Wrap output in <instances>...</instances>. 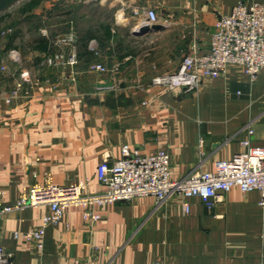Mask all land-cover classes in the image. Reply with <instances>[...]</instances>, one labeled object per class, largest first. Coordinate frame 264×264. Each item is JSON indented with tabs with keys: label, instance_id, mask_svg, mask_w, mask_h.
I'll return each instance as SVG.
<instances>
[{
	"label": "crops",
	"instance_id": "1",
	"mask_svg": "<svg viewBox=\"0 0 264 264\" xmlns=\"http://www.w3.org/2000/svg\"><path fill=\"white\" fill-rule=\"evenodd\" d=\"M240 1L48 0L56 17L63 6L70 13L81 5L113 15L86 30L99 53L79 49L75 79L69 68L36 66L33 72L53 83L11 99L5 93L16 76L0 77V199L14 203L34 184L48 182L103 191L98 166L106 156L121 158L124 144L144 155L169 153L175 179L195 169L214 170L219 160L244 150V140L264 149V69L250 81L232 65L192 90L153 83L177 70L193 49L207 52L218 17ZM141 8H154L169 25L139 31L147 26L135 14ZM7 47H0V60ZM95 62L110 70H91ZM23 67V73L32 71ZM260 198L258 190L244 193L236 186L220 192L211 207L190 197L186 212L179 196L160 208L154 196H140L96 204L97 220L73 205L48 226L42 222L48 206H29L0 220V244L13 253L14 264H264ZM35 229L43 231L41 248L23 237Z\"/></svg>",
	"mask_w": 264,
	"mask_h": 264
},
{
	"label": "built area",
	"instance_id": "2",
	"mask_svg": "<svg viewBox=\"0 0 264 264\" xmlns=\"http://www.w3.org/2000/svg\"><path fill=\"white\" fill-rule=\"evenodd\" d=\"M135 14L143 15L142 23L147 26L169 25V19L161 17L154 8H141L136 10ZM5 31L10 34L14 32L11 28ZM54 43L58 48L51 53L53 60H49V63L60 68H69L72 79H75V66L80 60L78 36L71 32ZM87 48L96 55L99 53L96 39H91ZM193 51L183 57L177 70L157 75L153 83L192 90L199 87L206 78L226 74L232 65L240 67L250 81L256 80L264 69V2L241 0L230 14L218 17L208 51ZM11 55L17 60L15 57L18 53L14 47L7 49L6 62L7 56ZM6 62L0 64V70L7 76L11 73V67ZM90 69L100 72L110 70L101 62L91 63ZM15 85L14 89L7 90L6 95H3L11 99L29 97L28 94L19 93L18 90L21 91L23 87L21 82H16ZM243 146L245 149L234 158L219 160L214 170L195 169L175 179L172 177L169 153L159 151L156 154L144 155L138 148L124 144L121 158L111 161L106 156L98 166L99 180L105 186L103 191L85 192V183L34 184L14 203L5 204L0 199V220L7 213L42 204L49 208L42 218L44 226L59 223L66 209L73 205L84 206L85 217L97 220L100 215L93 211L96 204L103 205L149 195L155 197L158 208L165 205L170 198L179 196L183 199L184 210L189 212L190 197L199 196L211 207L219 198L220 192L236 186L244 193L258 190L261 194L260 205L264 210V149L251 146L249 140H244ZM16 236L19 234L16 233ZM23 237L34 242L37 247H43L42 230L25 232ZM0 264H14L13 253L1 244ZM154 264L164 263L156 261Z\"/></svg>",
	"mask_w": 264,
	"mask_h": 264
},
{
	"label": "rangeland",
	"instance_id": "3",
	"mask_svg": "<svg viewBox=\"0 0 264 264\" xmlns=\"http://www.w3.org/2000/svg\"><path fill=\"white\" fill-rule=\"evenodd\" d=\"M47 1L48 0H0L1 3H5L8 6L0 8V18L3 17L0 22V47L6 48L7 43L11 41V48L14 47L18 53V56L15 57L17 60L13 59V55L7 56V62L11 67L10 74L13 73L14 76H16L12 88L8 89L9 91L14 89L16 82H21L23 87L21 91L17 90L19 93L22 92V94H28L30 96L34 86L38 87L42 83L52 84L53 82L50 76H37L38 73L33 71H36L34 70L36 66L43 65L52 67L49 60H53L52 52L58 48V45L54 42L62 40L65 35L71 32L75 33L81 42L82 38L85 36L86 30L89 31L90 29L99 28L113 15L112 11L103 9L100 6L85 7L81 5V7L75 10L72 9L70 13L67 11L69 8L63 6L64 8L61 7L62 11L60 16L57 15L58 17H56V8L47 7ZM10 28L18 31L13 39H9L10 33L5 31V29ZM43 37L49 42V48H51V50L47 49V51H44L45 53L39 52V49L33 48V46L37 44L35 42ZM0 51L4 53V50L1 48ZM5 58L6 57L3 56V59L0 60V64H5ZM24 65H26L28 69L32 67V71L23 73V71H25ZM16 67L20 68L19 71L16 70ZM0 77L1 79L7 78L1 70ZM26 79L29 80L26 81Z\"/></svg>",
	"mask_w": 264,
	"mask_h": 264
},
{
	"label": "trees",
	"instance_id": "4",
	"mask_svg": "<svg viewBox=\"0 0 264 264\" xmlns=\"http://www.w3.org/2000/svg\"><path fill=\"white\" fill-rule=\"evenodd\" d=\"M0 4H1L0 7H3V3L0 2ZM4 5H5V3H4ZM2 19H3V17L0 18V22L2 21ZM17 33H18V31L13 32L11 39H13V37H15V35H17ZM91 34H92V32H91ZM91 34L89 32V33H87V36L91 35ZM35 43H37V44L34 45L33 48H36V49H39V50H42V51H47V49H49V50L51 49V48H49V42L44 37L43 38H39ZM87 44H88V39L83 37L81 42H80V48H81L83 54L84 53L87 54V53L90 52V51L87 50L88 49L87 48ZM9 45H11V41H10ZM7 48H9V47H7Z\"/></svg>",
	"mask_w": 264,
	"mask_h": 264
},
{
	"label": "water",
	"instance_id": "5",
	"mask_svg": "<svg viewBox=\"0 0 264 264\" xmlns=\"http://www.w3.org/2000/svg\"><path fill=\"white\" fill-rule=\"evenodd\" d=\"M162 27V25H160V24H154V25H152V26H145V27H142V28H140V30L139 31H145V30H149V29H155V28H161Z\"/></svg>",
	"mask_w": 264,
	"mask_h": 264
}]
</instances>
